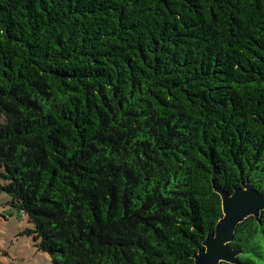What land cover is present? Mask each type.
<instances>
[{
    "label": "trees",
    "instance_id": "1",
    "mask_svg": "<svg viewBox=\"0 0 264 264\" xmlns=\"http://www.w3.org/2000/svg\"><path fill=\"white\" fill-rule=\"evenodd\" d=\"M0 179L52 264H195L264 194V0H0Z\"/></svg>",
    "mask_w": 264,
    "mask_h": 264
},
{
    "label": "water",
    "instance_id": "2",
    "mask_svg": "<svg viewBox=\"0 0 264 264\" xmlns=\"http://www.w3.org/2000/svg\"><path fill=\"white\" fill-rule=\"evenodd\" d=\"M220 194L223 216L216 224L214 232L209 233L202 246L194 255L195 264H240L238 256L241 251L230 246L237 226L248 217H254L261 223L264 212V194L247 182L228 193L224 188L215 190Z\"/></svg>",
    "mask_w": 264,
    "mask_h": 264
},
{
    "label": "rangeland",
    "instance_id": "3",
    "mask_svg": "<svg viewBox=\"0 0 264 264\" xmlns=\"http://www.w3.org/2000/svg\"><path fill=\"white\" fill-rule=\"evenodd\" d=\"M10 202V194L0 190V264H52L50 256L37 250L33 236L27 233L33 228L28 217Z\"/></svg>",
    "mask_w": 264,
    "mask_h": 264
}]
</instances>
